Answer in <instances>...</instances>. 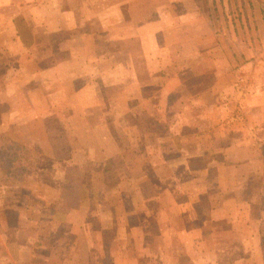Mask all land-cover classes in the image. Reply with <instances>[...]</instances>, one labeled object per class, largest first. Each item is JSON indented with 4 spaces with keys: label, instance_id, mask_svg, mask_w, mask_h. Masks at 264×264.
<instances>
[{
    "label": "crops",
    "instance_id": "0c3cea01",
    "mask_svg": "<svg viewBox=\"0 0 264 264\" xmlns=\"http://www.w3.org/2000/svg\"><path fill=\"white\" fill-rule=\"evenodd\" d=\"M226 9L264 25V0H0V264H264V80L237 77ZM141 108L150 176L106 125ZM89 120L101 143H71Z\"/></svg>",
    "mask_w": 264,
    "mask_h": 264
},
{
    "label": "rangeland",
    "instance_id": "374dc122",
    "mask_svg": "<svg viewBox=\"0 0 264 264\" xmlns=\"http://www.w3.org/2000/svg\"><path fill=\"white\" fill-rule=\"evenodd\" d=\"M211 14V21L213 27H215V30L220 32L223 36L222 38V44H223V49H226V51L231 52L234 51V59H232V62L234 64H238L242 67L241 71L237 75L240 78L243 76L247 80L248 77L251 79V76H256L260 75V78L264 80V57L262 52L264 51V40H262V35L264 34V25L262 21L260 20L261 18L259 17L258 12L256 11L257 15V26L254 25V28L250 30V26L245 24V23H240V21H228V18H236L238 17V20L240 16L245 15L246 11H237V10H232L230 11L229 9L222 10V11H209ZM241 14V15H240ZM227 15V16H226ZM240 15V16H239ZM216 16V17H215ZM260 18V19H259ZM230 35L233 36V38H230ZM254 34L256 37L255 42L252 43V41H247L246 36ZM255 58V59H254ZM254 65V66H253ZM250 67L252 68V75L249 74L250 72ZM249 74V75H248ZM257 81L259 78H253ZM150 92V91H149ZM185 91L182 92L184 94ZM180 93V91H179ZM138 110V108H136ZM148 114L146 112H143V108H141L138 111V115L136 116V121H127L124 123H119V126L117 123H106L107 128L109 125V129L111 130L112 134L117 140V143L120 146H125L129 145L130 141H133V138L138 141L136 144L137 148H141L142 151H139L137 154L139 158V162L141 161L142 167L140 169L141 174H147V176H150V173L147 172L146 168L148 167V162L155 157L154 155H151L149 151V147L151 143H153V134L160 133L162 131V128H157V127H151L150 121L147 120ZM23 125V124H21ZM78 130L79 133H81L83 136H78V138H71L72 142L71 143H77L78 145H85L87 144V141H91L92 144L96 145L95 143L99 140L101 143L100 137H102V127L101 123H97L96 121L89 120L88 122H78ZM25 126V125H24ZM94 127L95 129V136L97 137L95 140L88 139L86 136V129L89 127ZM22 130H25V128H21ZM19 129V130H21ZM140 136H141V142H140ZM145 137V141L144 138ZM98 139V140H97ZM63 143V146H61V151L64 153L66 151V147L64 145H70L68 139H62L61 141ZM140 142V143H139ZM147 143V144H146ZM146 146H149L146 148ZM64 156V155H63ZM146 167V168H145ZM126 168V167H125ZM122 164L118 165L117 160H115V164L111 167V172L109 174V178L111 179L110 181H114L115 178H119L120 176H124L125 178L128 177V173H130L131 177H133L134 171L133 169H125ZM27 172L26 178L29 179H55L56 182L61 180V172L58 170H48L42 169V170H37V169H29ZM138 172H136L137 174ZM121 174V175H119ZM137 177V175H136ZM95 178V177H94ZM48 183V182H47ZM121 187L126 189V192L128 194V189L130 188L127 186L125 183L124 185L122 184ZM142 194H145L148 192L149 188L148 186H139ZM47 188V193L51 190V194H53L54 191V186L51 184L49 187L46 185ZM31 189L33 188H25V194H28L30 192H33ZM36 189V187H34ZM114 199V197L112 198ZM57 205L53 203H50V206H48L46 209L47 212L49 211H54L57 208ZM56 208V209H55ZM93 220V219H92ZM94 221V220H93ZM21 229H25V222L20 225Z\"/></svg>",
    "mask_w": 264,
    "mask_h": 264
},
{
    "label": "trees",
    "instance_id": "16d2710c",
    "mask_svg": "<svg viewBox=\"0 0 264 264\" xmlns=\"http://www.w3.org/2000/svg\"><path fill=\"white\" fill-rule=\"evenodd\" d=\"M21 156V155H20ZM25 157V156H24ZM68 192V191H67Z\"/></svg>",
    "mask_w": 264,
    "mask_h": 264
}]
</instances>
